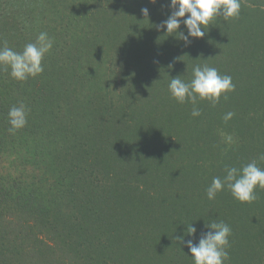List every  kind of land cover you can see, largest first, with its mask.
I'll use <instances>...</instances> for the list:
<instances>
[{
    "label": "trees",
    "instance_id": "trees-1",
    "mask_svg": "<svg viewBox=\"0 0 264 264\" xmlns=\"http://www.w3.org/2000/svg\"><path fill=\"white\" fill-rule=\"evenodd\" d=\"M169 2L0 0V47L54 41L36 77L0 65V264H194L178 238L198 243L213 221L232 230L225 264H264V189L206 195L225 166L264 168V0L187 46L157 27ZM197 64L235 90L193 117L168 83ZM21 104L28 122L9 131Z\"/></svg>",
    "mask_w": 264,
    "mask_h": 264
},
{
    "label": "clouds",
    "instance_id": "clouds-1",
    "mask_svg": "<svg viewBox=\"0 0 264 264\" xmlns=\"http://www.w3.org/2000/svg\"><path fill=\"white\" fill-rule=\"evenodd\" d=\"M149 2L154 4L157 0ZM168 7L172 9L170 15L157 27L165 29L169 35L178 34V38L186 46L191 43V38H202L206 34L203 26L209 25L216 17L222 16L227 21L229 18L238 17L241 12L240 0H170ZM141 13L148 17L149 9L142 8ZM181 24L186 27V34L180 30ZM53 43L47 32H40L36 41L26 44L23 51L17 52L7 46L0 47V65H8L11 68V77L16 80L24 81L29 77H36L43 73L42 61L45 54L52 49ZM168 90L178 103H191V115L197 117L201 114L197 106L199 100H208L215 105L222 94L235 90V84L230 75H221L217 68L197 64L192 68L191 80L185 81L180 75L171 77ZM27 115L28 109L25 105L11 107L8 113L11 125L9 131L14 132L25 127L28 122ZM233 116V112H228L224 120H230ZM259 159L264 161V154ZM225 172L223 178L214 177L207 187L206 195L209 200L215 199L217 193L227 189L234 199L251 203L257 199V187L264 189V168L256 160L239 168L225 166ZM205 227L210 230L201 235L198 243H194L192 239L185 241L183 237L178 239L190 250L194 264H225L229 259L227 248L230 247V226L224 221H213ZM187 232L190 236L196 233L193 224L188 227Z\"/></svg>",
    "mask_w": 264,
    "mask_h": 264
}]
</instances>
